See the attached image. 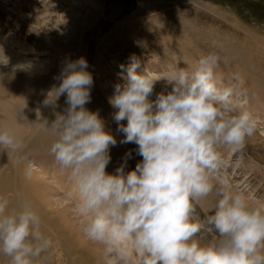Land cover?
<instances>
[{"label": "clouds", "instance_id": "obj_1", "mask_svg": "<svg viewBox=\"0 0 264 264\" xmlns=\"http://www.w3.org/2000/svg\"><path fill=\"white\" fill-rule=\"evenodd\" d=\"M183 62L187 67L163 77L171 91L155 100L150 96L157 79L141 70L139 59L132 56L120 65L123 82L114 85L108 98L115 110L112 119L123 134L119 142L137 145L142 160L130 171H125V160L110 174L109 149L117 138L99 113L86 107L93 73L86 57L67 59L59 84L41 102L55 115L50 124L43 121L52 137L50 154L68 171L84 217L83 235L103 247L107 264H115L107 259L112 256L131 264L132 251L140 264H264V209L251 207L226 179L213 183L223 166L219 146L242 145L257 130L237 99L240 76L233 74L231 85L222 83L214 53L195 64ZM61 96L66 108L55 112ZM36 115L41 118L39 109ZM23 147L13 130L0 128V153L6 151L11 160ZM31 176L30 165L26 177ZM210 196L214 205L201 218L198 206ZM201 233L211 241L195 239ZM49 246L30 201L20 197L9 210L8 201L0 200V254L9 264H33Z\"/></svg>", "mask_w": 264, "mask_h": 264}, {"label": "rangeland", "instance_id": "obj_2", "mask_svg": "<svg viewBox=\"0 0 264 264\" xmlns=\"http://www.w3.org/2000/svg\"><path fill=\"white\" fill-rule=\"evenodd\" d=\"M229 33L240 42L245 41L246 35L251 36L252 46L264 52V0H0V82H9L14 88L22 87L20 97L25 101L20 107L30 106V112L24 114L25 123L19 139L24 137L25 141L36 131L40 120L37 109L41 112V121L54 113L51 107L44 109L41 102L47 91L59 84L57 77L67 59L87 58L94 86L86 107L97 111L105 120L106 128L112 126L110 129L116 135L117 124L112 119L115 110L108 98L113 94L114 85L123 82L118 75L121 64L127 65L130 57L135 56L141 63V70L157 79L151 100L162 91H171L172 85L163 77L178 67H187L183 61L195 64L209 53L219 57L215 71L222 83L231 85L234 82L230 77L241 73L235 70L236 64L227 58V53L218 50V46L230 44ZM210 34L217 35L216 42ZM89 52L93 54L92 62ZM256 78L236 83L235 91L238 101L244 103L255 119L257 130L242 145L219 146L223 166L213 183L226 179L232 191L244 195L251 207L264 209V79ZM42 86L47 89L45 93ZM34 90L41 92L37 94ZM65 101V96L59 98L55 112L66 108ZM21 112L15 111L18 116ZM119 141L117 139L118 157L123 164L127 161L125 171H130L142 157L136 154L137 145ZM129 152L131 156L126 157ZM47 153L45 150L34 155ZM47 155L52 157L50 152ZM52 159L49 165L55 163L54 157ZM59 169L56 171L61 187L74 191L68 171ZM69 203L72 204L68 210L70 219L76 221L73 223L80 229L84 217L77 208L76 199ZM213 205L214 197L210 196L198 206V215L204 218ZM60 237L61 253L57 256L59 251L53 252L50 264H107L101 245L84 237L88 247L72 243L73 249L68 251L64 247L67 237ZM195 239L209 243L212 237L201 233ZM107 259L120 264L117 257ZM131 264H140V257L134 251Z\"/></svg>", "mask_w": 264, "mask_h": 264}, {"label": "bare ground", "instance_id": "obj_3", "mask_svg": "<svg viewBox=\"0 0 264 264\" xmlns=\"http://www.w3.org/2000/svg\"><path fill=\"white\" fill-rule=\"evenodd\" d=\"M197 34L199 36L203 35L201 33ZM216 36V34L209 35L214 42H216ZM229 36L231 37L229 38L230 46H225L226 44L221 47L218 46V50L222 53L226 52L227 58H230L236 64L237 69L235 68V70L241 73L239 75L240 79H242L241 81H250L256 77L264 79V52H261L262 49L252 46L250 41L251 39H249L251 36L248 37L246 35V39L243 42L241 41L242 43L239 40L234 39L231 36V33H229ZM210 45L211 46L209 47H212L213 44L210 43ZM245 74L247 75L245 76ZM257 82L259 83V81ZM41 88L42 92L45 93L47 90L45 86H42ZM21 89L22 87L14 88L9 84V82H0V128H10L13 130L17 138L20 137V131L25 123L24 114L30 112V106L28 107L26 105L25 108L24 106L20 107V105L25 101H23L22 97H20V92L23 90ZM34 91L37 94H40L41 92H39V90ZM15 96H17L16 99H14ZM32 105H34V103ZM27 107L28 109H26ZM19 110L22 111L20 116L15 113V111ZM59 111L60 110H58V112ZM44 115L45 114L42 116ZM41 118L35 128L36 131L30 133L29 136L26 137L25 141L22 140L24 137L21 138L24 147L20 152L13 153L11 160L6 151L0 153V200L8 201L9 210H12L17 206L18 198L20 197H23L31 202L34 209L41 216L43 221L42 231L45 237L50 242H53V244H50V246L41 254L39 258L33 261V264L36 263V260L39 261V264H50L53 252L59 251L58 253L56 252L58 254L57 256L61 253L59 243L62 237L60 236L67 237L68 243H64V247H66L68 251L73 249L72 243L82 248L88 246L85 244L84 235L81 232L82 227L77 229L73 223L76 221L71 220L68 214V210L72 208V204L69 203V201L77 199L76 194L69 188L61 187V181L58 179V171H56V169L60 170L57 163L55 162L53 165L48 164L53 160V156L47 157V154L50 152L49 147L52 137L46 129L43 121H41ZM54 119L55 115L52 113L50 117L45 120H47L50 124ZM110 127L108 126L107 129L111 131ZM115 136L118 140L123 139V134L121 133L117 132ZM45 150L48 151L45 155H38V157L34 155L35 152L38 153ZM109 152L111 159L106 167V171L111 174L115 173L116 169L123 164V161L122 158L118 157L117 146L110 147ZM30 165L32 166V176L29 179L26 177V170ZM53 169H55V171H53ZM61 205L62 207H60ZM53 245L54 247H52ZM0 264H9V258L0 254Z\"/></svg>", "mask_w": 264, "mask_h": 264}, {"label": "water", "instance_id": "obj_4", "mask_svg": "<svg viewBox=\"0 0 264 264\" xmlns=\"http://www.w3.org/2000/svg\"><path fill=\"white\" fill-rule=\"evenodd\" d=\"M97 31H95V33H96ZM92 52H89V60H90V62H92Z\"/></svg>", "mask_w": 264, "mask_h": 264}]
</instances>
